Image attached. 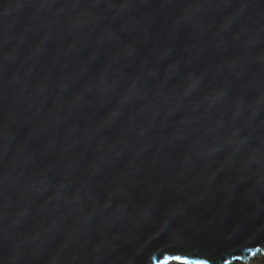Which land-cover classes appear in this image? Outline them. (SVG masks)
Returning <instances> with one entry per match:
<instances>
[{"label":"water","instance_id":"water-1","mask_svg":"<svg viewBox=\"0 0 264 264\" xmlns=\"http://www.w3.org/2000/svg\"><path fill=\"white\" fill-rule=\"evenodd\" d=\"M264 262V0H0V264Z\"/></svg>","mask_w":264,"mask_h":264},{"label":"bare ground","instance_id":"bare-ground-1","mask_svg":"<svg viewBox=\"0 0 264 264\" xmlns=\"http://www.w3.org/2000/svg\"><path fill=\"white\" fill-rule=\"evenodd\" d=\"M250 263H252V262H248L247 264H250ZM257 264H264V262H258Z\"/></svg>","mask_w":264,"mask_h":264},{"label":"rangeland","instance_id":"rangeland-1","mask_svg":"<svg viewBox=\"0 0 264 264\" xmlns=\"http://www.w3.org/2000/svg\"><path fill=\"white\" fill-rule=\"evenodd\" d=\"M255 263L257 264L258 262H252V263H250V264H255Z\"/></svg>","mask_w":264,"mask_h":264}]
</instances>
